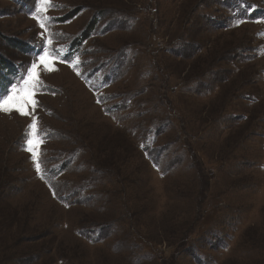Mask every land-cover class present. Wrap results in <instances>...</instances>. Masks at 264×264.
I'll return each mask as SVG.
<instances>
[{"label":"rangeland","instance_id":"rangeland-1","mask_svg":"<svg viewBox=\"0 0 264 264\" xmlns=\"http://www.w3.org/2000/svg\"><path fill=\"white\" fill-rule=\"evenodd\" d=\"M50 3L0 0V95L58 52L40 172L0 111V264H264V0Z\"/></svg>","mask_w":264,"mask_h":264},{"label":"snow or ice","instance_id":"snow-or-ice-1","mask_svg":"<svg viewBox=\"0 0 264 264\" xmlns=\"http://www.w3.org/2000/svg\"><path fill=\"white\" fill-rule=\"evenodd\" d=\"M41 11H46L48 7L53 5L50 0H40ZM37 19H39V14H37ZM41 27H45L41 24ZM51 44V40H49ZM62 50V49H61ZM58 56V52H53L51 55L45 52L43 55L39 56V65H43L46 71H54L52 66V61ZM81 61L77 58L72 64L74 68L78 67ZM37 63H33L30 69H26L27 78L21 76L20 80L17 81L16 85L4 95H0V111L10 114L12 111H16L22 116H31L32 122L28 125V138H27V151L31 153L32 159L36 161L35 167L37 172L41 171V164L39 162V152L38 147L43 142L39 137L40 129L36 116L33 114L35 108L38 106V101L34 98V89L43 87V82L39 79ZM81 75L80 72H77ZM22 81V83H21ZM31 106L32 111H28V107Z\"/></svg>","mask_w":264,"mask_h":264},{"label":"trees","instance_id":"trees-1","mask_svg":"<svg viewBox=\"0 0 264 264\" xmlns=\"http://www.w3.org/2000/svg\"><path fill=\"white\" fill-rule=\"evenodd\" d=\"M233 14H234V16H236L237 18H240V19H242V11H243V9L238 5H235L234 7H233ZM245 12H246V10H245ZM247 13V12H246ZM84 41H82L81 40V43H83ZM32 48H33V46H32ZM0 64H2V63H0ZM6 65H4V67H5ZM101 66H103V67H105V64H100L98 67H96V68H98V70H102L103 68L101 67ZM11 68V67H10ZM14 71L15 69H14V67L13 68H11V71ZM3 75V74H2ZM8 82H10V80L8 79V78H6V80H5V83L7 84Z\"/></svg>","mask_w":264,"mask_h":264}]
</instances>
